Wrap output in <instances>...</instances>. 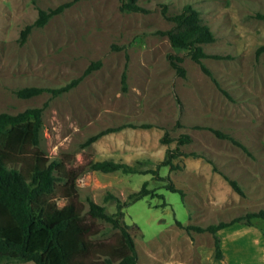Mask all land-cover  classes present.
<instances>
[{"label":"rangeland","instance_id":"374dc122","mask_svg":"<svg viewBox=\"0 0 264 264\" xmlns=\"http://www.w3.org/2000/svg\"><path fill=\"white\" fill-rule=\"evenodd\" d=\"M70 1L19 40L20 30L35 20L40 8ZM137 1L147 11H122L120 0H0V111L15 113L46 102L40 148L72 167L102 158L155 167L175 145L174 140L161 141L164 132L189 133L192 140L180 148L197 155H181L174 160L181 167L161 166L159 171L184 190V198L162 187L150 172L85 170L76 183L86 218L87 195L113 211L115 203L104 200L107 192L123 201L147 180L163 198L143 196L124 208L136 264H262L261 251L251 245L253 227L261 230L264 219L255 217L251 224L237 222L218 231L222 258L215 257L209 231L187 230L175 220L205 226L264 209V51L256 54L264 44V16L258 15L264 14V0ZM185 3L199 10L214 34V40L204 44L211 55L201 61L227 95L184 49L172 47L165 35L155 32L170 27L173 22L167 16ZM168 51L182 55L184 76L169 64ZM96 60L99 66L59 95L15 93L23 86L63 84ZM125 122L150 126H124L84 145L89 135ZM210 127L230 134L248 152L216 136ZM222 173L237 179L245 194L237 193ZM63 202L58 199V204ZM93 225L96 242H117L118 231L109 223L93 220Z\"/></svg>","mask_w":264,"mask_h":264},{"label":"trees","instance_id":"16d2710c","mask_svg":"<svg viewBox=\"0 0 264 264\" xmlns=\"http://www.w3.org/2000/svg\"><path fill=\"white\" fill-rule=\"evenodd\" d=\"M70 2L59 4L47 9H39L35 20L26 24L20 30L22 42L32 26H42L54 14L60 12ZM119 9L122 11H147L137 0H120ZM165 5L163 6V11ZM264 16V14H258ZM173 23L165 29L155 32L165 35L172 47L185 50V54L198 62L202 70L208 74L226 95L212 74L211 70L202 63L203 57L209 56L204 50V44L214 40V34L200 17L199 10L191 3H185L181 9L167 16ZM264 51V44L256 49V54ZM219 57L217 55H213ZM169 64L177 75L184 76L183 57L175 52L166 54ZM100 60L91 62L82 74L72 77L67 82L57 86L29 85L17 88L16 95L29 97L43 91L51 96L59 95L76 86L84 74L93 67L99 66ZM125 71L122 73V88H126ZM27 106L15 113L0 111V262L31 261L32 264H136L137 250L128 224L124 221V208L143 196H157L155 187H148L144 180L137 190L127 194L126 200H121L112 192H107L105 201H113L115 209L110 211L104 204L96 202L91 196L85 197L89 220L83 210L85 204L78 198L76 179L85 170L102 172L119 171L121 173H147L152 178L162 181L161 186L178 192L184 198V190L175 186L169 175H161V166L170 169L181 167L174 160L181 155H197L196 152H185L180 145L189 143L192 137L189 133L181 132L170 136L167 132L161 136V141H175L173 147H168L164 157L155 167L140 168L137 163L131 164L123 160L102 158L89 160L86 164L72 167L60 157H48L40 148L41 129L43 126L42 113L44 105ZM124 126H150L148 122L139 124L125 122L118 126L107 127L93 133L84 142L88 144L102 134ZM210 129L216 136L228 138L248 152L246 146L230 134L217 128ZM27 160V161H25ZM26 163V165H25ZM230 186L239 194L244 195V189L237 179L222 173ZM58 199H64L58 204ZM165 203V202H163ZM264 219V209L249 210L228 220H219L205 226L175 220L177 225L187 230L209 231L213 237L216 258H222L218 230L235 222L251 224L252 219ZM93 220H102L117 229L116 243L104 245L96 242L97 230ZM264 247V226L261 229Z\"/></svg>","mask_w":264,"mask_h":264},{"label":"crops","instance_id":"0c3cea01","mask_svg":"<svg viewBox=\"0 0 264 264\" xmlns=\"http://www.w3.org/2000/svg\"><path fill=\"white\" fill-rule=\"evenodd\" d=\"M235 224H239L237 222L231 224V225H228V226H225L221 229H219L218 231L220 232L221 230L223 229H226V228H230V226H233ZM247 225V224H245ZM250 226V225H248ZM252 245L251 246H255L256 249H257V253L260 254V251H261V259H262V264H264V247H263V234H262V231L259 230V229H256L255 227H253V232H252ZM250 263L252 264L253 261L250 260Z\"/></svg>","mask_w":264,"mask_h":264}]
</instances>
